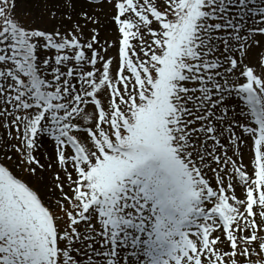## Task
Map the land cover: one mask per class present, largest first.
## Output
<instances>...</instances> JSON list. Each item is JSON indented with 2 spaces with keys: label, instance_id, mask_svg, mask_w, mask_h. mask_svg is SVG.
<instances>
[{
  "label": "snow or ice",
  "instance_id": "snow-or-ice-1",
  "mask_svg": "<svg viewBox=\"0 0 264 264\" xmlns=\"http://www.w3.org/2000/svg\"><path fill=\"white\" fill-rule=\"evenodd\" d=\"M0 264H264V0H0Z\"/></svg>",
  "mask_w": 264,
  "mask_h": 264
},
{
  "label": "rangeland",
  "instance_id": "rangeland-1",
  "mask_svg": "<svg viewBox=\"0 0 264 264\" xmlns=\"http://www.w3.org/2000/svg\"><path fill=\"white\" fill-rule=\"evenodd\" d=\"M18 4H19V0H18ZM18 15H20L21 16V19H23V20H25V22H27V20H29V19H31V16L29 15V13L27 12V11H23L20 7H18ZM105 34L104 33H102V37L104 36ZM45 151V149L43 150V151H41V152H38L36 155L38 156V158H40V160H41V163H44V164H47V161L43 158V156L41 155V153H43ZM43 176V175H42ZM44 176L46 177V178H44L43 177V181H45V179H47L48 181H46L47 182V185L49 186V187H51V185L54 183V181H53V176H51V175H46L45 173H44ZM67 190V189H66ZM59 194V190L57 189L56 190V195H58ZM53 199H55V197H53Z\"/></svg>",
  "mask_w": 264,
  "mask_h": 264
},
{
  "label": "bare ground",
  "instance_id": "bare-ground-1",
  "mask_svg": "<svg viewBox=\"0 0 264 264\" xmlns=\"http://www.w3.org/2000/svg\"><path fill=\"white\" fill-rule=\"evenodd\" d=\"M48 146H49V145H48ZM49 147H50V146H49ZM245 161H247V156H245ZM44 173H45L46 175H51V176L54 175V171H45V172L42 173V175H43L44 178H46V177L44 176ZM46 181H48V180L45 179V181H43V183L47 185V182H46ZM237 194H240V190H239V188L237 189Z\"/></svg>",
  "mask_w": 264,
  "mask_h": 264
}]
</instances>
